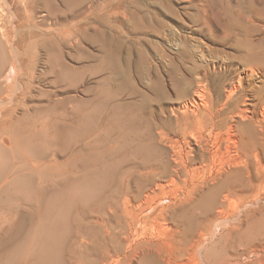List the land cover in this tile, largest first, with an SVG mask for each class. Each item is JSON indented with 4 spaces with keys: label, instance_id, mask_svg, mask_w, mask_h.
Returning <instances> with one entry per match:
<instances>
[{
    "label": "bare ground",
    "instance_id": "bare-ground-1",
    "mask_svg": "<svg viewBox=\"0 0 264 264\" xmlns=\"http://www.w3.org/2000/svg\"><path fill=\"white\" fill-rule=\"evenodd\" d=\"M18 2L0 0V51L6 52L9 64L19 73L15 84L23 79L36 81L38 72L32 60L36 63L39 54L32 57V52L47 49L49 40L53 41L52 49L44 63L53 75L65 73L69 39L85 29L87 9L98 5L109 9L119 31L133 14L131 0H21L30 9L28 22L35 25L36 5L45 9L38 21L43 31L38 33L29 26L25 32ZM198 8L193 21L205 29L200 33L217 37L213 8L208 4ZM221 26L226 34V22ZM177 33L169 35L178 43L175 53L162 49L154 58L114 56L118 71L139 75L136 80L147 79L151 90L157 88L156 94L163 97L159 104L166 102L168 106L161 108V115L151 110L139 121L112 120L116 146L107 160L102 155V169L94 178L101 189L110 188V198L101 208L107 221L95 238L103 250L88 259L70 254L71 264H115L121 244L116 245L111 233L113 220L125 223L124 254L150 256L152 261L145 264H264V244L260 243L242 252L231 253L229 249L218 261L205 254L214 228L242 212L235 198L264 196V45L238 65L235 58L204 50V44L193 38L197 29L188 35ZM257 40L264 43V34ZM105 67L114 68L109 58L101 66ZM15 90L13 82H0V134L14 125L11 119L16 108L11 104ZM131 131L133 137L129 136ZM155 226L164 229L155 230ZM41 249L45 251V244ZM248 255L254 259L244 262ZM12 259L2 254L0 264H11Z\"/></svg>",
    "mask_w": 264,
    "mask_h": 264
},
{
    "label": "rangeland",
    "instance_id": "rangeland-1",
    "mask_svg": "<svg viewBox=\"0 0 264 264\" xmlns=\"http://www.w3.org/2000/svg\"><path fill=\"white\" fill-rule=\"evenodd\" d=\"M18 4L24 21L21 29L27 32L33 26L38 33L43 31L38 23L45 12L43 6L36 5L35 25L28 22L29 7L21 0ZM203 4L213 8L212 23L219 34L215 38L200 33L205 29L193 21ZM130 8L132 17L120 31L109 9L101 5L87 9L85 29L69 39L64 74H51L44 63L52 40L46 43L47 49L32 52V57L39 54L36 63L32 60L38 72L35 82L23 79L15 84L19 73L9 64L6 52L0 51V82L11 81L16 88L11 104L16 108L11 119L14 125L0 134V248H4L0 255L14 257L11 264H71L70 254L88 259L103 250L95 238L107 221L101 208L110 198V188L101 189L94 178L102 169V155L107 160L116 146L112 120L139 121L151 110L161 115V108L168 106L166 102L159 104L163 97L156 94L157 88L151 90L147 79L136 80L139 75L118 71L114 56L132 58L141 54L154 58L162 49L175 53L178 43L169 35H188L193 28L198 31L193 38L204 44V50L235 58L238 65L264 45L257 40L264 34V0H131ZM224 22L226 34L222 33ZM108 58L114 68L102 69ZM132 133L129 136L133 137ZM235 204L242 212L226 225L215 227L208 241L205 254L211 261L220 260L229 249L231 253L242 252L245 247L264 244V196H239ZM111 225L116 245L121 244L115 264L152 261L150 256L125 255V223L113 220ZM253 259L254 255H248L243 261Z\"/></svg>",
    "mask_w": 264,
    "mask_h": 264
}]
</instances>
